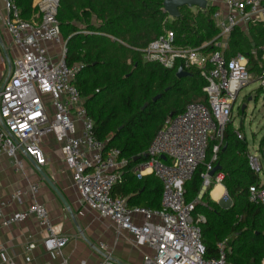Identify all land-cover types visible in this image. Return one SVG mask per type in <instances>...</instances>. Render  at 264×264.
I'll return each mask as SVG.
<instances>
[{
  "label": "built area",
  "instance_id": "built-area-1",
  "mask_svg": "<svg viewBox=\"0 0 264 264\" xmlns=\"http://www.w3.org/2000/svg\"><path fill=\"white\" fill-rule=\"evenodd\" d=\"M0 3L5 11L3 26L12 45L19 50L0 90V155L12 158L16 171L23 170L19 152L39 168L45 167L47 159L41 142L53 136L60 144L65 164L72 170L82 204L111 224L116 242L123 238L135 248L145 250L141 264H233L228 261V240L218 243V258H205L200 227L205 217L193 216L203 192L188 203L184 186L205 162L209 149L212 159L203 175V191L223 183V175H209L215 168L239 94L253 79L246 56L228 57L226 53L234 31L246 34L250 26L258 24L264 30V0H207V8L201 11L210 15L215 24L218 35L214 41L200 47L180 45L175 32L164 29L143 50L145 62H155L166 69L199 72L206 81L203 92L207 101L190 103L169 118L151 142L145 162L131 170H127L128 161L122 158L120 150L108 149L107 143L94 135L93 121L76 86L79 68L66 62L67 42L58 20L60 0H36L37 14L31 21L21 17L15 0ZM260 52L262 68L257 81L264 92V45ZM239 138L244 139L241 134ZM259 156L250 154L249 164L260 175ZM127 172H133L138 179L152 175L162 183L160 209L130 207L126 199L113 197L114 188L122 184ZM37 191L38 186L33 184L26 191L17 190L5 199L0 197V220L8 226L35 218L47 235L43 240L45 251L61 258V264H69L63 257L69 239L55 233L46 207L34 200ZM26 195L33 200L27 210L4 213ZM226 198L229 199L227 195ZM249 199L264 205V188L251 189ZM35 248L34 243L29 244L27 252ZM97 250L103 254L98 264H123L106 244L100 243ZM31 261L29 254L26 262ZM0 264L18 263L0 247Z\"/></svg>",
  "mask_w": 264,
  "mask_h": 264
},
{
  "label": "trees",
  "instance_id": "trees-1",
  "mask_svg": "<svg viewBox=\"0 0 264 264\" xmlns=\"http://www.w3.org/2000/svg\"><path fill=\"white\" fill-rule=\"evenodd\" d=\"M21 17L31 21L37 12L36 0H15ZM165 0H60L58 20L67 42L66 62L79 68L76 86L93 121V132L107 148L121 151L127 170L145 162L157 132L170 115L181 113L190 103H206V81L199 72L177 78L178 68L166 69L143 60V50L169 29L177 43L200 47L212 42L218 31L209 16L184 7L181 16L170 21L163 11ZM212 12V11H211ZM261 24L249 36L236 30L230 38V54L249 59L250 72L258 76L262 68L260 48L264 45ZM212 46L208 47L211 50ZM160 98L154 102L157 97ZM230 123L214 166H220L223 186L231 201L222 208L210 199L213 186L193 213L204 216L200 224L206 259L219 257L218 243L228 240V261L233 264H264V205L250 202L251 189L264 188L259 174L249 164L246 139ZM264 158V137L259 146ZM209 149L205 162L184 186L185 198L192 203L203 189V175L211 162ZM132 173V172H130ZM162 183L149 176L138 179L127 172L113 197L126 199L130 207L161 208Z\"/></svg>",
  "mask_w": 264,
  "mask_h": 264
},
{
  "label": "crops",
  "instance_id": "crops-1",
  "mask_svg": "<svg viewBox=\"0 0 264 264\" xmlns=\"http://www.w3.org/2000/svg\"><path fill=\"white\" fill-rule=\"evenodd\" d=\"M194 9L196 11L191 10L194 14L201 11ZM4 16L5 11L0 3V90L9 77L11 62L19 52L12 45L11 38L3 26ZM255 26H250L248 32L243 34L249 36L251 28ZM226 54L231 57L230 49ZM41 149L47 159V165L42 168H39L23 152H19L18 158L23 164V170L16 171L13 159L6 154L0 155V197L5 199L17 190L26 191L31 185L36 184L38 191L34 200L46 207L55 233L69 239V243L63 250V257L69 261V264H98L103 257V254L97 250L100 243L106 244L113 251L114 258L121 263L141 264L145 250L137 249L128 242L123 250L118 244L120 240L116 242V232L111 224L82 204L73 183L72 170L65 164L60 144L55 138L53 136L44 138L41 142ZM258 155L261 153L259 152ZM129 174L134 173L129 172ZM149 176L151 175L144 178ZM216 186H213L209 196L213 202L220 205L226 197L224 199L222 196L220 200H213L211 193ZM221 187L226 196L223 184ZM204 193L202 189L199 196L202 194L203 197ZM32 203L30 196H23L21 203L11 204L4 210V213L10 215L15 212H24ZM46 236L45 229L38 224L35 218L8 226H4L0 220V247L5 248L8 256L18 264H28L26 257L29 254L32 260L30 264L44 262L61 264V258L45 251L43 240ZM31 243H34L36 248L29 253L27 247Z\"/></svg>",
  "mask_w": 264,
  "mask_h": 264
},
{
  "label": "rangeland",
  "instance_id": "rangeland-1",
  "mask_svg": "<svg viewBox=\"0 0 264 264\" xmlns=\"http://www.w3.org/2000/svg\"><path fill=\"white\" fill-rule=\"evenodd\" d=\"M191 10L196 11V9ZM169 19L173 21V19ZM256 77L257 76H254V81L240 92L233 109L231 125L235 130L240 131L242 137L246 139L249 153H256L258 155L260 152V142L264 137V92L260 90ZM243 106H245L244 112H242ZM259 157L262 165V171L259 177L264 184V158L261 155ZM230 205L231 201L228 198L220 203V206L225 209L229 208ZM126 243L127 242L121 238L118 244L120 245L119 247L124 250V247L127 245ZM117 257L121 258L120 256Z\"/></svg>",
  "mask_w": 264,
  "mask_h": 264
},
{
  "label": "water",
  "instance_id": "water-1",
  "mask_svg": "<svg viewBox=\"0 0 264 264\" xmlns=\"http://www.w3.org/2000/svg\"><path fill=\"white\" fill-rule=\"evenodd\" d=\"M184 7H187L189 9L197 8L199 10H205L207 8V0H165L163 3V11L169 15V18L173 20L180 18V10ZM190 75L191 74L186 72L183 68H180L176 76L178 79H181L189 77ZM159 98L160 96L155 98L153 101L156 102ZM244 111L245 106L242 107V112ZM173 116L174 113H172L169 118H172ZM220 169V166L217 165L209 176L214 177L220 171Z\"/></svg>",
  "mask_w": 264,
  "mask_h": 264
},
{
  "label": "bare ground",
  "instance_id": "bare-ground-1",
  "mask_svg": "<svg viewBox=\"0 0 264 264\" xmlns=\"http://www.w3.org/2000/svg\"><path fill=\"white\" fill-rule=\"evenodd\" d=\"M222 196L225 199V191L224 189L221 187V184H217L215 190L211 193V197L213 198V200H220L222 198Z\"/></svg>",
  "mask_w": 264,
  "mask_h": 264
}]
</instances>
